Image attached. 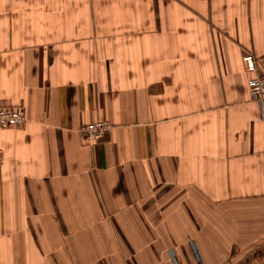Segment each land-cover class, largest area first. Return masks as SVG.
I'll return each mask as SVG.
<instances>
[{
  "label": "crops",
  "instance_id": "crops-1",
  "mask_svg": "<svg viewBox=\"0 0 264 264\" xmlns=\"http://www.w3.org/2000/svg\"><path fill=\"white\" fill-rule=\"evenodd\" d=\"M260 74L264 0H0V264H264Z\"/></svg>",
  "mask_w": 264,
  "mask_h": 264
},
{
  "label": "built area",
  "instance_id": "built-area-1",
  "mask_svg": "<svg viewBox=\"0 0 264 264\" xmlns=\"http://www.w3.org/2000/svg\"><path fill=\"white\" fill-rule=\"evenodd\" d=\"M246 69L255 71V61L251 54L243 57ZM250 98L254 101L260 111V115L264 118V74L254 76L249 83ZM26 121L25 112L22 106H0V128L9 129L22 126ZM111 129V124L103 121H92L78 128L80 138L87 145L94 146L101 140L105 134ZM3 161V151L0 149V163ZM196 264H204L198 250L195 247ZM173 264H178L175 258H172Z\"/></svg>",
  "mask_w": 264,
  "mask_h": 264
}]
</instances>
